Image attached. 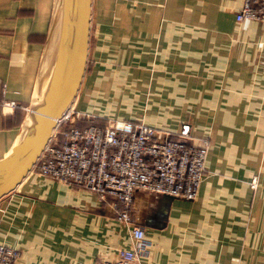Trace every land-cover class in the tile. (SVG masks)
Wrapping results in <instances>:
<instances>
[{"label": "crops", "instance_id": "0c3cea01", "mask_svg": "<svg viewBox=\"0 0 264 264\" xmlns=\"http://www.w3.org/2000/svg\"><path fill=\"white\" fill-rule=\"evenodd\" d=\"M241 2L90 0L107 22L94 44L102 62L93 90H82L85 59L73 105L102 117L101 101L124 91L141 115L127 120L159 130L186 122L210 139L193 200L133 193L141 264H264V23L236 22ZM60 19L61 0H0V101L16 104L0 108V158L20 135L43 59L48 72ZM90 94L95 111L83 104ZM0 244L18 250L14 264H97L133 248L109 204L33 171L0 198Z\"/></svg>", "mask_w": 264, "mask_h": 264}, {"label": "built area", "instance_id": "2783aa9c", "mask_svg": "<svg viewBox=\"0 0 264 264\" xmlns=\"http://www.w3.org/2000/svg\"><path fill=\"white\" fill-rule=\"evenodd\" d=\"M234 19L264 23V0H242ZM15 106L12 101L0 103L1 110ZM98 118L106 120L67 107L29 172L93 193L109 204L117 222L129 225L131 251L97 264H141L138 257L145 252V242L142 228L132 223L129 214L133 193L193 200L206 174L209 135L193 134L186 122L174 130L127 119H108L101 126L74 125L77 120ZM255 185L251 178L250 188ZM18 256V250L0 244V264H14Z\"/></svg>", "mask_w": 264, "mask_h": 264}, {"label": "water", "instance_id": "95a60500", "mask_svg": "<svg viewBox=\"0 0 264 264\" xmlns=\"http://www.w3.org/2000/svg\"><path fill=\"white\" fill-rule=\"evenodd\" d=\"M89 18L90 0H61L58 40L46 75L44 69V83L28 105L19 137L0 158V198L26 176L55 120L74 100L87 55Z\"/></svg>", "mask_w": 264, "mask_h": 264}, {"label": "rangeland", "instance_id": "374dc122", "mask_svg": "<svg viewBox=\"0 0 264 264\" xmlns=\"http://www.w3.org/2000/svg\"><path fill=\"white\" fill-rule=\"evenodd\" d=\"M97 5L96 8L92 9V13H90V19H89V28H88V48H87V55H86V69H85V79L84 83L82 85V90H88L91 91L93 90V84L94 80L92 81V77L90 78V74L93 71V68L95 69L96 63L97 62H102V59H100L101 56H98V51L94 49V44L96 42V37L98 36V29L103 28V25L106 24L107 22L105 21L104 17H100L97 15L98 13ZM114 19V18H112ZM117 20H113V28H123V19H121L120 22H116ZM101 23V25H100ZM115 60V59H114ZM101 67H96L98 71H101L103 69L102 66H105V63L102 65H99ZM123 76V74H121ZM119 78L120 76L117 75ZM111 81V79H108V81L104 84H102V87L105 85H108V83ZM123 82V81H120ZM86 84V85H84ZM81 91V89H80ZM86 93L85 91H83ZM113 92L116 93V89H113ZM121 94H117L114 96H109L106 99H103L101 101V104L105 107L104 112H100V115L102 116L101 118H104L106 120L108 119H114V118H127L129 116H138L140 117L141 115L138 112H135L129 105L130 101H134L135 97H125L124 91H119ZM84 98L83 104L90 110V111H95L92 109L94 105H97L99 100L94 97L93 94L86 95ZM138 99H140L138 97ZM75 100V98H74ZM75 103V101H74ZM71 107L75 110L78 111L79 109L77 106L73 103H71ZM131 108V109H130ZM110 110V112L108 111ZM94 113V112H93ZM99 113V112H97ZM95 113V114H97ZM92 115V114H91ZM94 115V114H93ZM140 115V116H139ZM110 116V117H109ZM113 117V118H112ZM93 120H88L89 122H93ZM85 121V120H83Z\"/></svg>", "mask_w": 264, "mask_h": 264}, {"label": "trees", "instance_id": "16d2710c", "mask_svg": "<svg viewBox=\"0 0 264 264\" xmlns=\"http://www.w3.org/2000/svg\"><path fill=\"white\" fill-rule=\"evenodd\" d=\"M0 103H1V101H0ZM105 122H106V120L99 119V118L98 119H95L93 122L83 121V120L82 121L77 120V121L74 122V125L83 126V125L92 124L94 126H101V125H104Z\"/></svg>", "mask_w": 264, "mask_h": 264}, {"label": "bare ground", "instance_id": "6f19581e", "mask_svg": "<svg viewBox=\"0 0 264 264\" xmlns=\"http://www.w3.org/2000/svg\"><path fill=\"white\" fill-rule=\"evenodd\" d=\"M43 64H42V67H41V73H40V75H39V77H38V82H39V84L36 86V90H35V92H36V94L38 93V87H40V85H43V83H44V59H43Z\"/></svg>", "mask_w": 264, "mask_h": 264}]
</instances>
